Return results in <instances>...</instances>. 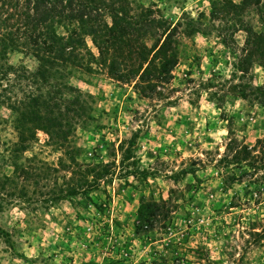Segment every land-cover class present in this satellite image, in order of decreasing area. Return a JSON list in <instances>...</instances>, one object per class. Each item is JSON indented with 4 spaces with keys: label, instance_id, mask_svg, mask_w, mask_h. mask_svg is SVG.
Wrapping results in <instances>:
<instances>
[{
    "label": "rangeland",
    "instance_id": "obj_1",
    "mask_svg": "<svg viewBox=\"0 0 264 264\" xmlns=\"http://www.w3.org/2000/svg\"><path fill=\"white\" fill-rule=\"evenodd\" d=\"M132 1L156 6L174 23L203 14L208 34L178 37L180 63L167 100L143 99L133 84L122 85L103 69L73 73L71 82L94 98L93 121L73 137L82 150L78 161L112 166V182L36 214L9 207L0 214V233L12 235H0V264H208L207 257L264 264V169L241 178L246 169L220 163L230 137L251 147L264 139V106L222 92V85L238 82L246 34L223 45L218 33L229 32L208 22L218 0ZM262 15L264 0L243 17L262 32ZM9 60L32 71L38 65L20 52ZM249 80L264 86V68L255 65ZM2 137L16 141L10 126ZM46 142L40 133L33 153L57 165L62 154ZM169 198L168 218L146 230L138 220L141 200Z\"/></svg>",
    "mask_w": 264,
    "mask_h": 264
},
{
    "label": "trees",
    "instance_id": "obj_2",
    "mask_svg": "<svg viewBox=\"0 0 264 264\" xmlns=\"http://www.w3.org/2000/svg\"><path fill=\"white\" fill-rule=\"evenodd\" d=\"M261 3L213 1L208 22L213 29L218 22L229 32L218 33L227 47L235 44L239 32L246 34L237 63L240 77L222 85L223 96L253 99L264 106V86L249 80L255 65L264 68V31L257 32L243 17ZM262 20L264 25V15ZM206 21L200 14L197 19L184 15L174 23L156 6L132 0H0V214L12 206L36 214L38 207L48 209L66 198L89 196L110 184L112 166L78 161L82 150L73 137L93 121L94 98L71 82L73 73L103 69L114 81L133 84L143 99L167 100L180 63L178 37L207 35ZM12 52L32 56L37 68L12 65ZM9 126L15 142L2 137ZM40 133L46 135L48 146L61 152L57 165L33 153ZM220 163L246 169L241 178L263 170L264 139L251 147L230 137ZM172 204V198L142 199L139 222L146 230L156 228L168 218ZM206 259L208 264H225Z\"/></svg>",
    "mask_w": 264,
    "mask_h": 264
}]
</instances>
